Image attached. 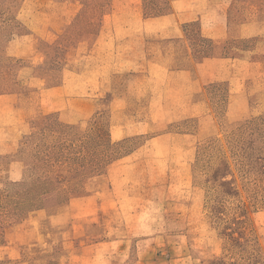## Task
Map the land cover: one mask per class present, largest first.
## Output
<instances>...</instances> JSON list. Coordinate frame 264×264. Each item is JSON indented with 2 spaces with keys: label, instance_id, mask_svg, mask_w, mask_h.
Returning a JSON list of instances; mask_svg holds the SVG:
<instances>
[{
  "label": "rangeland",
  "instance_id": "rangeland-1",
  "mask_svg": "<svg viewBox=\"0 0 264 264\" xmlns=\"http://www.w3.org/2000/svg\"><path fill=\"white\" fill-rule=\"evenodd\" d=\"M111 1L0 0V264H264V0L221 2L219 44L194 14L174 12L194 0H142L145 17L180 22L207 111L119 141L107 95L96 107L74 100L83 112H44L32 93L84 72ZM33 31L39 63L12 48ZM77 80L93 98V76ZM94 123L103 138L84 151ZM169 132L193 135L189 167L163 149Z\"/></svg>",
  "mask_w": 264,
  "mask_h": 264
},
{
  "label": "crops",
  "instance_id": "crops-1",
  "mask_svg": "<svg viewBox=\"0 0 264 264\" xmlns=\"http://www.w3.org/2000/svg\"><path fill=\"white\" fill-rule=\"evenodd\" d=\"M225 1L194 0L193 5L181 8L176 3L174 12L182 10L186 15L194 14L195 19L200 20L201 34L213 44H219L226 39L227 29L224 20L216 15L225 11L222 4ZM111 2L107 21L86 49L84 72L63 71L59 84L35 89L32 93L36 96V106L45 98V105L37 110L45 112L47 107L48 112H83L74 100L82 99L96 107L99 97L107 95L113 141L144 135L159 122L174 123L203 116L207 111V99L202 77L176 17L173 14L145 17L142 0ZM259 27L256 34L262 37L264 21ZM37 38L34 31L17 35L12 42L15 56L39 63L41 58L34 46ZM80 75L93 76V98L85 97L92 89L88 82L77 85ZM76 94L83 96L73 97ZM6 135L7 130L1 128L0 140H5ZM162 138L159 134L150 136L145 143L158 144ZM165 138L163 149L173 148L179 152L181 166L184 163V167H189V153L195 142L193 135L169 132ZM3 152L0 148V154Z\"/></svg>",
  "mask_w": 264,
  "mask_h": 264
},
{
  "label": "trees",
  "instance_id": "trees-1",
  "mask_svg": "<svg viewBox=\"0 0 264 264\" xmlns=\"http://www.w3.org/2000/svg\"><path fill=\"white\" fill-rule=\"evenodd\" d=\"M9 1H12V0H9ZM84 24V23H83ZM96 123V122H95ZM94 123V124H95ZM68 128H70L69 126H68ZM103 132H102V129L100 128V126H98V128H97V124H95V126L93 127V129L91 130V133L90 134H92V135H94V136H92V135H89V137H85L84 139H83V146H82V149L84 150V151H88V150H96L97 149V147L99 146V144L97 145L96 144V139H97V141H100V139H102L103 137V134H102ZM107 138H108V140H109V144H112L111 142V139H110V134H109V131H108V133H107ZM106 138V137H105ZM111 161V158H109L108 159V162H110Z\"/></svg>",
  "mask_w": 264,
  "mask_h": 264
}]
</instances>
